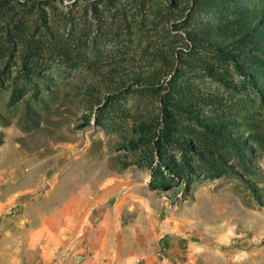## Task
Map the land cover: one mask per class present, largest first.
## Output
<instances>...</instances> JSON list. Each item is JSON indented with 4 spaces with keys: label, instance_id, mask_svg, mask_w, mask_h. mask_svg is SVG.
Listing matches in <instances>:
<instances>
[{
    "label": "rangeland",
    "instance_id": "obj_1",
    "mask_svg": "<svg viewBox=\"0 0 264 264\" xmlns=\"http://www.w3.org/2000/svg\"><path fill=\"white\" fill-rule=\"evenodd\" d=\"M136 216L153 264H264V0H0V264Z\"/></svg>",
    "mask_w": 264,
    "mask_h": 264
},
{
    "label": "crops",
    "instance_id": "obj_2",
    "mask_svg": "<svg viewBox=\"0 0 264 264\" xmlns=\"http://www.w3.org/2000/svg\"><path fill=\"white\" fill-rule=\"evenodd\" d=\"M115 220L116 221L114 224L111 223V225L114 226L112 232L108 230V228H100L98 226L97 240L93 241L92 243V247L96 249V251L93 252L92 255L88 256L87 259H85L81 264H102L104 261L108 262L110 260H113L114 257H112L111 255L112 253L108 252V248L111 251L117 250L116 247L120 243L121 235L127 234V232H130L133 238V244L131 250H133L134 252L131 254V259L132 260L135 259L139 261L143 258V256L146 255L147 256L145 258L146 261L142 263L144 264L155 263L153 262L154 260H156V256L154 255L153 252L155 242L154 239L147 240L148 238L145 235L144 227L142 226L143 223L142 218L136 216L131 223H129L128 225H124L123 227L119 226L117 219ZM100 223H102V221L99 222V225ZM155 236H157V233ZM200 256L203 260H207L209 258V255L208 253L205 252V250L200 253ZM184 264H187V262H185Z\"/></svg>",
    "mask_w": 264,
    "mask_h": 264
}]
</instances>
